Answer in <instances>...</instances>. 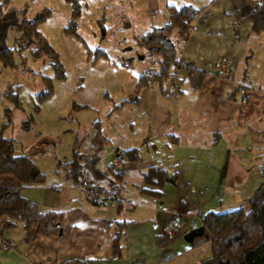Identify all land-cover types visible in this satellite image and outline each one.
<instances>
[{"label": "crops", "instance_id": "obj_1", "mask_svg": "<svg viewBox=\"0 0 264 264\" xmlns=\"http://www.w3.org/2000/svg\"><path fill=\"white\" fill-rule=\"evenodd\" d=\"M229 3L211 0L191 21L187 40L179 44L180 61L191 62L205 72L199 89L182 86L172 95H164L154 83L140 89L137 107L145 122L142 138L149 141L151 152L143 157L139 152L136 162L126 158L127 169L119 181H101L102 190L117 185L116 204H89L81 186H73L58 172L50 181L44 178L40 185L22 189L21 195L40 208H60L67 210V215L57 233H35L27 242L20 224L4 232L0 236V264H178L180 254L200 246L190 248L182 236L200 226L202 213L235 209L264 182V85L246 81L248 73L236 75L234 66L243 60L252 33L246 21L233 29L227 14ZM152 5L157 6L155 0ZM221 56L233 60L228 78L216 68ZM262 74L264 78V70ZM237 85L247 89L245 95L238 93ZM167 134L176 135L177 142L167 144ZM104 136L109 143L110 135ZM151 138H158L159 143ZM132 143L113 146L109 162L116 148L136 147L139 151V144ZM98 161L96 167L108 174L109 162L101 169ZM152 165L165 167L168 173L177 171L174 181L165 180L156 202L134 192L141 182V171ZM258 168L262 176L257 174ZM136 207L144 208L148 215L127 214ZM178 209L183 212L182 229L164 240L161 228L170 212ZM112 220L127 222L121 239L122 256L103 260L112 254ZM161 240L163 244L158 246ZM203 244L207 247L199 252L200 260L210 255L209 244ZM87 257L95 260L81 261Z\"/></svg>", "mask_w": 264, "mask_h": 264}, {"label": "rangeland", "instance_id": "obj_2", "mask_svg": "<svg viewBox=\"0 0 264 264\" xmlns=\"http://www.w3.org/2000/svg\"><path fill=\"white\" fill-rule=\"evenodd\" d=\"M155 1L156 7L153 0H79L77 37L65 30L70 10L65 0H0V49L10 51L9 63L0 59V135L13 139L16 153L25 152L33 159L45 181L57 177V172L63 176L60 164L71 157L76 139L79 150L87 151L85 133L96 119L102 133L111 138L97 163L99 168L104 169L116 145L139 144L141 157L151 152L149 141L142 138L145 122L137 106L123 104L107 112L127 95L143 68L156 66L155 57L147 54L140 36L151 25L162 24L166 6L204 8L211 0ZM40 11L45 16L36 28L57 52L64 74L60 78H54L51 57L32 53L34 45L28 43L21 28L23 18L30 19ZM171 39L178 44L175 34ZM243 55L234 66L236 75L248 73L246 81L264 85V32L248 36ZM43 75L51 80L47 95ZM182 86L188 87L185 80ZM81 104L87 106L79 107ZM127 214L144 216L148 212L136 207ZM204 247L207 244L180 254L176 263L199 264L197 256Z\"/></svg>", "mask_w": 264, "mask_h": 264}, {"label": "trees", "instance_id": "obj_3", "mask_svg": "<svg viewBox=\"0 0 264 264\" xmlns=\"http://www.w3.org/2000/svg\"><path fill=\"white\" fill-rule=\"evenodd\" d=\"M65 1L70 5L65 30L75 33L79 37L75 21L80 11L79 0ZM229 4L230 8L227 14L232 18L234 30L240 21H246L250 24L251 33L264 32V0H230ZM202 10L203 7L195 8L192 5L166 6V10L162 13V24L151 26L140 36V42L147 54L155 57L156 66L143 68L138 73L133 87L127 95L113 103L107 113L118 110L123 104L137 106L140 89L152 83L156 84L164 95H170L174 89L178 93L181 91L174 80L177 82L185 80L187 86L192 90L201 87L205 72L191 62L180 61L179 44L187 40L191 31L190 23ZM44 16L45 12L40 11L30 19L23 18L21 23L23 27L21 28L28 37V43L34 45L32 53L36 56L51 57L54 78H60L64 74L57 52L36 28ZM102 31L105 32L104 29ZM173 34L177 36L178 44L172 41ZM9 53V49H0V59L4 63H9ZM41 79L48 88V91L44 93L47 95L51 89V80L44 75ZM169 83L170 89L167 88ZM83 106L87 105H79V107ZM7 122H9V116H7ZM92 122L85 133V137L89 140V150L87 152L80 151V143L76 139L71 157L60 164V169L64 178L73 186L95 182L98 184V189L102 191L101 181L110 184L119 181L121 177L115 173L110 163L106 165L108 174L96 167V162L103 156V149L108 143V139L101 131L99 120L96 119ZM166 137L167 144L177 142L176 135L167 134ZM121 150L128 160L135 162L139 160V151L136 147ZM176 177V170L168 173L167 169L160 165L149 166L141 171V182L137 185V193L157 199L161 195L165 180L169 178L174 181ZM43 181L44 174L37 168L31 157L25 152L16 153L13 139L0 135V216H2L0 236L18 224L23 228L24 242H27L35 233L51 235L58 232L61 222L66 218L67 210L40 208L20 193L22 189L40 185ZM244 204L247 205V208H244ZM126 223L121 220L109 222L110 231L114 234L111 244L112 254L108 259L103 260H116L122 256L121 239ZM200 226L203 227L202 235L193 238L189 247L208 243L210 255L201 259L199 264H264V182L237 208L222 212L207 210L202 213ZM157 237L159 238V236ZM162 242V240L157 241V245L162 246ZM92 260L95 258L87 257L81 261ZM72 262L75 261L61 264Z\"/></svg>", "mask_w": 264, "mask_h": 264}, {"label": "built area", "instance_id": "obj_4", "mask_svg": "<svg viewBox=\"0 0 264 264\" xmlns=\"http://www.w3.org/2000/svg\"><path fill=\"white\" fill-rule=\"evenodd\" d=\"M217 70L228 78L233 70V60L227 56H221L216 61ZM178 85L179 82L174 80ZM240 95H245L247 89L241 85L235 86ZM167 88H171L167 86ZM175 89L170 93L175 94ZM126 156L123 154L121 149L116 148L114 155L111 159V167L117 175H123L127 167L124 164ZM257 174L262 176V169L256 170ZM81 191L86 202L91 205H115L119 200V194L117 191V185H113L105 190L100 191L98 184L95 182H89L81 186ZM182 216L183 212L181 209L171 211L168 220L163 224L161 228V235L165 240L171 239L176 233L182 229Z\"/></svg>", "mask_w": 264, "mask_h": 264}, {"label": "water", "instance_id": "obj_5", "mask_svg": "<svg viewBox=\"0 0 264 264\" xmlns=\"http://www.w3.org/2000/svg\"><path fill=\"white\" fill-rule=\"evenodd\" d=\"M203 233V227L198 226L196 228L190 229L183 235V240L187 243H191L193 238L201 236Z\"/></svg>", "mask_w": 264, "mask_h": 264}]
</instances>
